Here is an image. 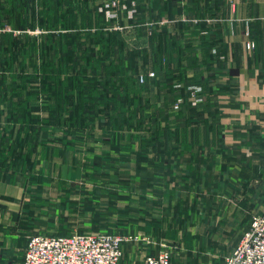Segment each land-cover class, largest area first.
<instances>
[{"label":"rangeland","instance_id":"1","mask_svg":"<svg viewBox=\"0 0 264 264\" xmlns=\"http://www.w3.org/2000/svg\"><path fill=\"white\" fill-rule=\"evenodd\" d=\"M160 4L158 0L153 3L118 0L115 7L118 18L112 20L100 11L99 0H0V38L7 37L8 44L14 36L30 46L33 38L41 44L45 35L58 38L62 33L69 40L78 37L79 43L86 45L84 53L92 51L91 46L96 43L98 60L94 70L87 67L88 73H77L74 67L60 77L65 83L60 81L61 86H66L72 95L76 93L60 111L61 123L55 121L54 107L45 109L54 103L53 99L42 98L45 96H42L41 73H36L34 89L41 97L37 99L36 92L35 97L28 96L34 69L18 72L19 67H25L28 54L17 60L16 72L1 65L0 59V81L4 77L11 86L8 88H18V96L27 105L23 115L21 106L14 103L17 99L6 97L0 86V140H4L1 151L6 158L1 169L4 176L11 173L10 176L20 179L27 194L38 199L34 200L40 205L38 235L107 233L142 239L134 233L150 230L153 225L155 229L158 227L163 215V147L179 152L176 148L183 143L181 132L175 130V140L172 137L163 146V131L174 128V116L181 112L182 99V110L189 111L195 108L198 97L204 101L203 96L192 90L198 86L190 85L191 92L184 87L173 105L172 101L163 102L168 93L163 91ZM60 23L64 27L57 26ZM7 55V51L2 53V59ZM191 58L196 65L185 68L188 80L205 67L202 50H196ZM81 64L86 65L84 59ZM112 65L115 67L111 68ZM78 74L84 75L80 77L83 80L73 82ZM80 97L85 107L81 121L77 105ZM170 97L174 98L175 93ZM94 104L100 107L94 108ZM163 111L167 113L165 118L174 116L163 121ZM32 113L36 115L34 121L28 120ZM70 117L73 119L66 121ZM25 118L32 124L25 123ZM18 140L17 151H10L9 145ZM24 155L29 156L23 162ZM257 192L258 203L243 201L244 210L228 209L226 217L208 216L204 209L192 212L191 204L189 209L185 207L177 218L178 227L183 228L181 242L178 235L177 243L173 241L162 247L148 244L159 248L153 255L168 251L172 264H223L242 241L253 216L264 210V180ZM219 206L223 208L221 203ZM207 224L213 226L202 228ZM139 233L150 237V232ZM144 252L132 264H143L151 255Z\"/></svg>","mask_w":264,"mask_h":264},{"label":"crops","instance_id":"2","mask_svg":"<svg viewBox=\"0 0 264 264\" xmlns=\"http://www.w3.org/2000/svg\"><path fill=\"white\" fill-rule=\"evenodd\" d=\"M158 2L163 8V91L175 93L173 105L184 90L175 83L190 92L188 86H201L204 103L186 111L182 99L174 128L163 131V146L175 140V130L183 139L179 152L163 147V215L156 229L139 231L150 237L134 233L142 239L125 244L122 264H132L144 251L156 254L159 248L148 244L177 243L178 235L181 242L177 218L190 204L192 212L204 209L208 216L226 217L228 209L244 210L243 201L258 203L264 180V0ZM249 40L256 43L252 51L246 47ZM199 49L205 67L188 80L186 62ZM1 168L0 264H23L28 239L39 233L40 205L20 179L4 176Z\"/></svg>","mask_w":264,"mask_h":264},{"label":"built area","instance_id":"3","mask_svg":"<svg viewBox=\"0 0 264 264\" xmlns=\"http://www.w3.org/2000/svg\"><path fill=\"white\" fill-rule=\"evenodd\" d=\"M100 11L106 13L108 19H117L115 10L118 0H99ZM248 50H254L256 44L249 40ZM151 76H154L151 74ZM201 93L199 87H192ZM198 97L194 105L202 103ZM138 237H124L107 233L81 234L70 236L34 235L27 244L23 264H121L123 245L129 241H137ZM168 251H160L157 255L147 256L143 264H172ZM224 264H264V210L253 216L242 241L234 249Z\"/></svg>","mask_w":264,"mask_h":264},{"label":"trees","instance_id":"4","mask_svg":"<svg viewBox=\"0 0 264 264\" xmlns=\"http://www.w3.org/2000/svg\"><path fill=\"white\" fill-rule=\"evenodd\" d=\"M54 21H55V19H54ZM54 24H56V21L54 22ZM57 26H60V27L63 26L64 27L63 23H60ZM59 29H61V28H59ZM6 38L7 37H5V36H3V37L1 36V38H0L1 39L0 49H2L1 55H0V59L2 60L1 65H3L6 68H10L11 70L13 69L14 72H16L15 64H17V60L18 59L20 60L21 57H25L24 55L28 54L27 57L29 56V58L26 61V62H28V65H26V62H25V67L21 66L18 68V72L22 71V70L24 71L25 68L27 70H29L30 68L34 69L35 75H34V79L31 80L32 82L30 81L32 85H31V90L28 93V96L29 97H35L36 91H34V89L36 87L35 83L37 82L36 73H38V72L41 73L40 80H41V83L43 84V90H44L42 96H45L42 98H45L48 101L53 99V103H54L53 105H50V107H45V109L51 110L52 107H54L55 121L58 123H61L62 119L60 118V111L65 108V105H68V104H66L67 101L71 102V100L69 101V99H71V97L73 95H75L76 93L74 92V94L72 95L71 91L67 90L66 86L65 87L61 86V82H63V81H61L60 77L63 74L68 73V70H70L74 67H77L75 69V70H77V73L78 72L79 73H81V72H87L88 73L87 67H90L94 70L95 65H97L96 62L98 60L97 51L94 50L96 43L92 44V46H91L92 51L84 53V48L86 45L80 44L78 37H77V39L71 38V40H69L65 33H62L61 35H59L58 38H56L52 34L51 35L47 34L44 36L43 42L41 44L37 43V41L33 38V39H31L30 46L28 44L29 42L20 40L19 37H15V36L12 37L10 40V44L6 43V41L9 42V40ZM65 40H66L67 44L65 43ZM106 44H104L105 47H106ZM29 47H30V49H29ZM6 51L8 52L9 57L7 55V57L5 59H2V53L6 52ZM32 52H34V58L32 56ZM104 54H106V53H104ZM38 57H40L39 61L37 60ZM33 59H34V61H33ZM83 59H84L87 66L85 64H84L85 66H83L81 64V63H83ZM188 61L189 62H186V65H187V63H189V66H192L194 64L193 62H195V59L191 58ZM102 65H103V63H102ZM112 67H115V66L112 65L111 68ZM29 71L32 72V70H29ZM110 72H111L110 74L113 78L112 71H110ZM80 77H84V75L81 76L80 74H78V76L75 78V80L74 81L72 80V81L79 83V80H81V81L83 80V78H80ZM147 79L148 78H146V80ZM198 80L199 79H196L197 83H198ZM63 84H65V83L63 82ZM178 85H180V88L181 87L184 88L187 86V85L183 86L180 83L179 84L175 83L174 86L176 87ZM0 86L5 91V94L7 93L6 97H8V98L13 97V98L17 99V101L14 103L16 105H18L19 108L21 106V110L24 111L23 115H25L27 105L22 102L23 101L21 99L22 97L18 96L19 92L18 93L16 92L18 88L17 89L8 88L11 86H9V84L7 83V79L4 77L0 81ZM80 87H81V84H78L77 88H80ZM198 87L202 89L201 86H198ZM77 88H75V91ZM9 89L10 90L13 89L11 91V94L8 93ZM126 89L129 90L130 87L126 88ZM79 92H80V90H78V93ZM166 93H168V97H167V94L165 95V98L168 100L167 103H170L171 99L173 98V97H170V95H173V94H171L170 91H166ZM37 94L39 95L37 97V99H39V97H41V95L39 93H37ZM126 94H128V92H126ZM199 94L201 96H203V89H202L201 93H199ZM79 96H81V95H79ZM82 101H84V99L82 97H80V101L77 102V105L80 108V111H79L80 121H81L82 115L85 112V107L83 106ZM34 102H35V100H34ZM34 102H33V104H35ZM114 103H115V101H114ZM203 103H204V101H203ZM203 103H201V104H203ZM201 104H199V105H201ZM199 105H197V106L193 105V106L198 107ZM23 106L25 107L24 109H23ZM95 106H97V108L100 107V106L94 104L93 107L95 108ZM33 109H35L36 111L39 110V108L34 107V106H33ZM186 111H188V110H186ZM33 112H35V111H33ZM163 115H164V111H163ZM166 115H167V113H166ZM31 116H32V118L29 117L28 120L34 121L36 118L35 117L36 115H34V113H32ZM168 116H169L168 117V121H169L174 115L173 116L168 115ZM72 119H73V117H70V119H66V121H69ZM23 121H26V118H25V120L23 119ZM44 122H46L48 124L49 121H44ZM25 123L32 124V122H28V121H26ZM19 142H20V140H18L15 144L14 143L10 144L8 149L10 151L15 150V152H16ZM2 145H4V140H0V164L2 166H4L6 158L4 157V153H2L3 151H1ZM28 156L29 155H24L23 162L25 159L26 160L28 159ZM224 263H225V261H224Z\"/></svg>","mask_w":264,"mask_h":264}]
</instances>
